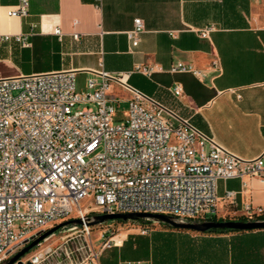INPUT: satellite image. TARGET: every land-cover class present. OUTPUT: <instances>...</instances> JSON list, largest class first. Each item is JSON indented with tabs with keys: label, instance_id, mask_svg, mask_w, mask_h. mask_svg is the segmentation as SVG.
<instances>
[{
	"label": "built area",
	"instance_id": "obj_1",
	"mask_svg": "<svg viewBox=\"0 0 264 264\" xmlns=\"http://www.w3.org/2000/svg\"><path fill=\"white\" fill-rule=\"evenodd\" d=\"M28 5L29 0H17L7 14L26 16ZM213 28L210 24L197 32L205 38ZM142 31V20L134 18L125 32L129 51ZM53 32L61 34L58 27ZM16 41L26 44V37L17 35ZM212 65L217 67L216 60ZM134 69L153 72L142 64ZM80 71L88 72L86 89L77 91ZM180 71L202 75L182 61L168 68ZM113 85L127 94H114ZM172 93L181 95L180 85ZM122 103L125 115L115 121ZM244 176L264 181L263 155L236 156L189 118L128 84L124 73L60 69L0 77V264L32 236L70 219L81 223L61 228V243L41 246L19 260L100 264L101 252L120 245L126 235L114 227L115 220L95 224L101 227L102 242L96 248L89 216L148 212L203 221L216 215L217 181ZM86 200L87 206H81ZM244 211L248 217L264 215L260 206L246 204ZM132 227L140 235L151 229L146 224Z\"/></svg>",
	"mask_w": 264,
	"mask_h": 264
},
{
	"label": "crops",
	"instance_id": "obj_2",
	"mask_svg": "<svg viewBox=\"0 0 264 264\" xmlns=\"http://www.w3.org/2000/svg\"><path fill=\"white\" fill-rule=\"evenodd\" d=\"M16 3L0 0V37H9L0 40V64L9 69L0 77L60 69L124 73L128 84L189 118L236 156H264V0H29L26 16H9L7 9ZM137 17L143 31L129 51L125 32ZM210 24L208 36H199L197 30ZM56 27L60 35L54 34ZM17 35L25 36L26 44L16 41ZM180 61L202 75L168 72ZM138 64L153 72L135 70ZM176 84L179 96L172 93ZM112 92L127 94L116 85ZM216 195L217 218L248 217L244 205L264 208V181L220 179ZM155 229L140 235L141 245L125 237L104 249L100 264H264V229L220 235L186 231V243L219 237L229 250L165 253L162 259L152 251Z\"/></svg>",
	"mask_w": 264,
	"mask_h": 264
},
{
	"label": "water",
	"instance_id": "obj_3",
	"mask_svg": "<svg viewBox=\"0 0 264 264\" xmlns=\"http://www.w3.org/2000/svg\"><path fill=\"white\" fill-rule=\"evenodd\" d=\"M88 224L95 225L98 223H102L107 220H131V219H143L148 222H161L166 223L172 227L180 228V229H188L194 231H205L207 229H215V228H228L235 230H259L264 229V219L258 220H220V221H212V220H203V221H183L177 218H174L169 215L160 214V213H148V212H138V213H113V214H99V215H91L88 217ZM78 223H81L80 219H70L67 221L60 222L46 231L39 232L36 235L32 236L31 241L16 251L10 258L4 261L3 264H11L12 262L19 260L22 256H24L27 252H29L32 248L37 246L41 240L46 238L47 236L54 233L56 230H60L66 226H74ZM26 242V241H25ZM19 264L22 262L19 260Z\"/></svg>",
	"mask_w": 264,
	"mask_h": 264
},
{
	"label": "trees",
	"instance_id": "obj_4",
	"mask_svg": "<svg viewBox=\"0 0 264 264\" xmlns=\"http://www.w3.org/2000/svg\"><path fill=\"white\" fill-rule=\"evenodd\" d=\"M264 219V215H254L251 217H239L237 219L231 220H240V221H247V220H258ZM205 220H212V221H220V220H229L227 218H217L216 216L207 217ZM114 222L120 224H128L129 226H136L137 224L140 225H147L150 228L152 227L150 224L151 222L144 221L143 219H131V220H122L117 219ZM161 223V222H159ZM161 227L155 229L150 234V241L152 246V251L154 254H159L161 259L163 258L165 253L169 254H183V253H191V252H207V251H219L221 253H225L229 250V244L227 240L217 238L216 240H200V243H186L184 238L188 236L186 231L188 229H180L172 227L166 223H161ZM246 231L252 230H235V229H228V228H215V229H207L205 231H193L196 234L200 235H220V234H227V233H242Z\"/></svg>",
	"mask_w": 264,
	"mask_h": 264
},
{
	"label": "rangeland",
	"instance_id": "obj_5",
	"mask_svg": "<svg viewBox=\"0 0 264 264\" xmlns=\"http://www.w3.org/2000/svg\"><path fill=\"white\" fill-rule=\"evenodd\" d=\"M8 66L5 64H0V75L5 74L8 72ZM88 72L86 71H80L76 73V77H75V87L77 91H82L85 90V79L87 77ZM123 92L126 93V91H124L122 89ZM116 94V93H114ZM79 108H82V105L79 106ZM126 105L125 104H120L118 107H116V111L114 113V118L115 121L121 119L124 117L125 115V110ZM88 204V200L86 201H82L81 202V206L85 207ZM152 224H150L151 226H153V228H159L161 227V223L159 222H151ZM116 228H119V230L121 232H123V234L126 235V240L127 241H132L137 245H141L142 242L138 241V239L140 238V234H139V230L137 228H133L132 226H129L128 224H120V223H116L115 226ZM100 231H101V227L99 225H94L91 227V234H92V240H93V244L96 248H99V246L101 245V239H100ZM191 233H194V230H189ZM64 232H61L60 230H56L54 233H52L51 235L47 236L46 238H44L43 240L40 241V243L35 246L33 249H31V251L27 252L25 255L30 254L32 251L38 250L41 246H55L59 243L62 242V236H63ZM147 235V234H146ZM148 237V236H147ZM24 255V256H25Z\"/></svg>",
	"mask_w": 264,
	"mask_h": 264
},
{
	"label": "flooded vegetation",
	"instance_id": "obj_6",
	"mask_svg": "<svg viewBox=\"0 0 264 264\" xmlns=\"http://www.w3.org/2000/svg\"><path fill=\"white\" fill-rule=\"evenodd\" d=\"M29 243V242H28ZM28 243L24 244L23 246L27 245Z\"/></svg>",
	"mask_w": 264,
	"mask_h": 264
}]
</instances>
